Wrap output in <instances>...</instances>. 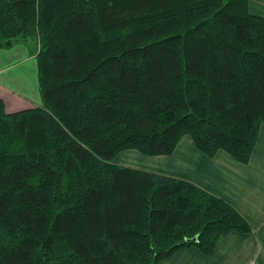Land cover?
I'll use <instances>...</instances> for the list:
<instances>
[{
	"label": "trees",
	"instance_id": "obj_1",
	"mask_svg": "<svg viewBox=\"0 0 264 264\" xmlns=\"http://www.w3.org/2000/svg\"><path fill=\"white\" fill-rule=\"evenodd\" d=\"M16 44L36 58L41 104L0 100V264H159L253 232L228 200L116 162L185 137L250 162L264 17L249 0H0V49Z\"/></svg>",
	"mask_w": 264,
	"mask_h": 264
},
{
	"label": "crops",
	"instance_id": "obj_2",
	"mask_svg": "<svg viewBox=\"0 0 264 264\" xmlns=\"http://www.w3.org/2000/svg\"><path fill=\"white\" fill-rule=\"evenodd\" d=\"M249 10L253 15L264 17V0H249ZM0 100L8 112L40 105L37 61L24 44L0 49ZM126 152L124 157L121 154L117 157V163L190 181L228 200L253 227L250 234L227 235L212 256L189 247L159 264H264V124L247 165L225 151L207 156L190 137H185L172 155L147 159L152 163L149 169L136 166L142 158L140 155ZM164 160L167 161L161 167L155 164Z\"/></svg>",
	"mask_w": 264,
	"mask_h": 264
},
{
	"label": "rangeland",
	"instance_id": "obj_3",
	"mask_svg": "<svg viewBox=\"0 0 264 264\" xmlns=\"http://www.w3.org/2000/svg\"><path fill=\"white\" fill-rule=\"evenodd\" d=\"M40 104H41V102H39ZM190 139H191V137H190ZM126 152V151H125ZM130 152H135V153H137L138 155H140V157H142V158H140L138 161H137V164H136V166H141V167H144V168H151L152 167V163L150 162V160H147V159H149V158H152L151 156H146V155H144V154H142V153H140V152H138V151H136V150H133V151H131L130 150ZM126 153H129V152H126ZM121 155L124 157V152H122L121 153ZM120 157V156H119ZM120 159V158H119ZM136 161V160H135ZM165 161H167V160H164V161H158V162H155V164H157L158 166H160L161 167V163H163V162H165ZM159 172H161V171H159Z\"/></svg>",
	"mask_w": 264,
	"mask_h": 264
},
{
	"label": "water",
	"instance_id": "obj_4",
	"mask_svg": "<svg viewBox=\"0 0 264 264\" xmlns=\"http://www.w3.org/2000/svg\"><path fill=\"white\" fill-rule=\"evenodd\" d=\"M192 242H197L198 241V238L195 237L194 239L191 240Z\"/></svg>",
	"mask_w": 264,
	"mask_h": 264
}]
</instances>
